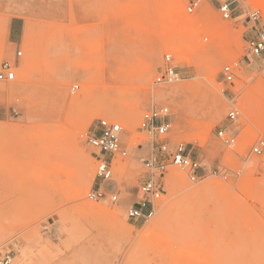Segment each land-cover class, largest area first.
<instances>
[{"label":"rangeland","instance_id":"rangeland-1","mask_svg":"<svg viewBox=\"0 0 264 264\" xmlns=\"http://www.w3.org/2000/svg\"><path fill=\"white\" fill-rule=\"evenodd\" d=\"M192 1L0 0V64L15 71L0 83V262L264 264V149L252 152L264 141V53L246 44L264 31V0H199L188 14ZM166 54L180 80L156 86ZM169 90L178 92L157 97ZM153 106L169 111L168 145L207 174L192 182L168 167L153 216L130 221L150 145L139 125ZM102 122L122 127L127 152L106 183L87 143ZM98 188L117 202L90 200Z\"/></svg>","mask_w":264,"mask_h":264},{"label":"built area","instance_id":"built-area-1","mask_svg":"<svg viewBox=\"0 0 264 264\" xmlns=\"http://www.w3.org/2000/svg\"><path fill=\"white\" fill-rule=\"evenodd\" d=\"M199 7V0H193L187 7L188 14H192ZM220 16L224 20L232 17L234 9L231 3L224 2L218 7ZM259 12L254 11L249 18L252 21L258 19ZM247 51L251 56L257 57L264 53V31L250 37L247 42ZM20 51L16 52V57H21ZM223 82L231 83L234 79V69L231 66H224L221 70ZM15 80L14 66L9 61H3L0 64V83H10ZM180 80L173 64V58L170 54L164 56L159 74L154 79L153 84L156 86L169 85ZM238 109L230 103L228 119L236 120ZM140 132L150 138V145L147 148L148 155L140 158L145 169V176L138 187V201L129 206L126 210L127 219L130 221L147 220L153 216L154 201L158 200L163 194L162 182L167 172V168L175 166L186 172L187 178L196 182L205 177L207 173L201 172V167L191 158L186 148L177 144L170 147L167 138L171 131L169 121V111L166 107H150L146 110L139 125ZM123 129L117 123L102 122V127L91 134L87 135V143L94 150L96 162V178L100 183L110 182L112 179V160L114 158H125L127 152L122 145ZM218 138L225 146L234 145V137L227 135L225 131L220 130L217 133ZM264 149V141H259L253 148L254 154H260ZM92 201L109 200L111 203L117 202V194H106L101 189L92 190L88 194ZM9 257H5L0 264H8Z\"/></svg>","mask_w":264,"mask_h":264},{"label":"bare ground","instance_id":"bare-ground-1","mask_svg":"<svg viewBox=\"0 0 264 264\" xmlns=\"http://www.w3.org/2000/svg\"><path fill=\"white\" fill-rule=\"evenodd\" d=\"M183 87H185L184 85H182ZM180 87H181V85H180ZM93 88V87H92ZM91 89V87L90 86H87L86 87V90H90ZM170 89V88H169ZM177 92L178 91H176V90H169V91H161V92H159V94L157 95V97L158 98H161V97H165V96H167V95H169V96H174V95H176L177 94ZM105 97V96H104ZM91 99V98H90ZM88 101V100H87ZM174 175V174H173ZM172 175V177L171 176H169V177H171V179L169 178V181H170V184H171V182H176V180H178V178L176 177V175L175 176H173ZM172 183V184H173ZM172 186V185H171ZM205 187V186H204ZM86 207L88 208V209H94V208H96V206L95 205H93V204H87L86 205ZM100 210H102V211H106V209L105 208H99Z\"/></svg>","mask_w":264,"mask_h":264},{"label":"crops","instance_id":"crops-1","mask_svg":"<svg viewBox=\"0 0 264 264\" xmlns=\"http://www.w3.org/2000/svg\"><path fill=\"white\" fill-rule=\"evenodd\" d=\"M18 33V28L11 25L10 27V36L12 37V39H15V36L17 35Z\"/></svg>","mask_w":264,"mask_h":264}]
</instances>
